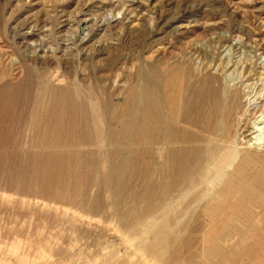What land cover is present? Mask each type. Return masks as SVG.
<instances>
[{"label":"rangeland","instance_id":"obj_1","mask_svg":"<svg viewBox=\"0 0 264 264\" xmlns=\"http://www.w3.org/2000/svg\"><path fill=\"white\" fill-rule=\"evenodd\" d=\"M263 51L264 0H0V264H116L102 263L111 251L124 264H184L189 252L190 264H264V213L229 214L225 228L203 210L173 215L170 236L193 241L161 257L90 210L110 194L100 155L117 147L105 104L123 101L138 67L222 65L224 83L264 101V75L242 77L264 73Z\"/></svg>","mask_w":264,"mask_h":264},{"label":"bare ground","instance_id":"obj_2","mask_svg":"<svg viewBox=\"0 0 264 264\" xmlns=\"http://www.w3.org/2000/svg\"><path fill=\"white\" fill-rule=\"evenodd\" d=\"M150 62L138 67L120 104H105L106 122L119 125L106 132L117 147L112 158L100 155L110 194L103 203L93 198L90 210L124 220L139 247L166 257L168 247L193 241L170 236L173 215L203 210L216 214L208 225L225 228L237 225L229 214L264 213V101L246 100L243 85L224 83L222 65L212 73L189 60L160 67ZM263 75L248 65L242 77ZM133 180L138 192L130 187ZM158 213L172 216L154 226L148 216ZM192 258L189 252L183 263ZM123 259L114 251L102 254V263Z\"/></svg>","mask_w":264,"mask_h":264}]
</instances>
